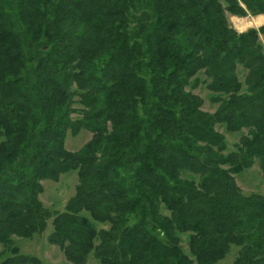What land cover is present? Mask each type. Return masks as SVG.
Masks as SVG:
<instances>
[{"label":"trees","instance_id":"1","mask_svg":"<svg viewBox=\"0 0 264 264\" xmlns=\"http://www.w3.org/2000/svg\"><path fill=\"white\" fill-rule=\"evenodd\" d=\"M226 13L264 14V0H0L2 245L51 218L72 264H216L232 245V264H264V196L234 177L257 158L264 179V24L238 32ZM200 70L212 113L185 90ZM216 124L248 132L224 153ZM81 129L91 138L67 150ZM70 170L54 214L41 180ZM10 250L0 264H51Z\"/></svg>","mask_w":264,"mask_h":264},{"label":"rangeland","instance_id":"2","mask_svg":"<svg viewBox=\"0 0 264 264\" xmlns=\"http://www.w3.org/2000/svg\"><path fill=\"white\" fill-rule=\"evenodd\" d=\"M228 23L233 29L238 32L245 31L251 27H259L264 24V14L260 15H246L238 16L226 13ZM251 22V23H250ZM258 42L262 46L264 52V34H259ZM237 76L242 83V91L245 89L244 76L246 71L238 65L236 68ZM209 82V78L206 76L203 70L197 72L195 77H193L190 83L185 87L186 91L198 95L202 99L201 109L206 112H214L219 105L218 102H214L212 97L216 93L211 92L207 89L206 85ZM196 83V85H195ZM77 108H81L79 104L74 105ZM80 115L74 113L71 115L72 118H78ZM215 128L223 133L226 140V150L224 153L232 151L235 149V145L238 143L242 135H246L248 132L247 128H242L236 132H227L222 124H216ZM92 136L89 130L81 129L76 135H71L67 131L64 146L67 150L76 151L85 142H87ZM181 176L184 178H194L198 181V175L191 173L189 171L181 172ZM235 181L240 187L244 194L258 193L264 196V179L262 177V172L259 166V160L254 159V163L247 169L242 170L238 174H234ZM77 184V172L76 170H70L68 172L59 175L57 180L44 179L41 180V185L43 188L42 193L39 195L42 203L49 208L52 213L60 212L64 210V205L67 200L73 196L75 192V186ZM160 213L164 215H169V211L165 209L163 205L160 207ZM97 228H106L109 224L96 223ZM52 230L51 218L47 222L46 229L33 238H24L18 236H12V245L18 248L20 254L35 255L39 257L42 261L51 264H72L65 259L62 251L55 244L49 243L47 241V236ZM189 232L180 233V244L183 250L188 253L187 240ZM11 247H6L0 243V260L11 256ZM239 247L232 245L229 252L224 258L220 259L216 264H232L235 256L237 255ZM89 262H93V258L90 256Z\"/></svg>","mask_w":264,"mask_h":264},{"label":"bare ground","instance_id":"3","mask_svg":"<svg viewBox=\"0 0 264 264\" xmlns=\"http://www.w3.org/2000/svg\"><path fill=\"white\" fill-rule=\"evenodd\" d=\"M251 23V22H250Z\"/></svg>","mask_w":264,"mask_h":264}]
</instances>
